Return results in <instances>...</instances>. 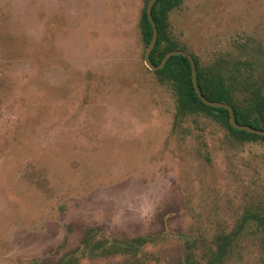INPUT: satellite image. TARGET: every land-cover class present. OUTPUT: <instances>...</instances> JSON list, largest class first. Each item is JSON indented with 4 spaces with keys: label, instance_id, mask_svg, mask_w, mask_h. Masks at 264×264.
<instances>
[{
    "label": "rangeland",
    "instance_id": "374dc122",
    "mask_svg": "<svg viewBox=\"0 0 264 264\" xmlns=\"http://www.w3.org/2000/svg\"><path fill=\"white\" fill-rule=\"evenodd\" d=\"M147 1L0 0V264H112L92 229L146 237V264H264V141L178 115ZM169 22L203 65L250 61L264 95V0H182Z\"/></svg>",
    "mask_w": 264,
    "mask_h": 264
},
{
    "label": "trees",
    "instance_id": "16d2710c",
    "mask_svg": "<svg viewBox=\"0 0 264 264\" xmlns=\"http://www.w3.org/2000/svg\"><path fill=\"white\" fill-rule=\"evenodd\" d=\"M148 2L149 0L140 18V29L146 48L153 36V27L147 15ZM181 2L182 0H156L153 5L152 15L158 28V38L151 51L150 60L155 65L160 64L164 55L170 50H187L185 46H180L173 37L169 22L170 12ZM193 57L196 62L197 81L202 93L210 100L231 104L240 123L264 129L263 81L254 75L252 63L247 60H236L230 61L224 66H219L217 63L203 65L196 55L193 54ZM154 72L161 82L169 83L175 92L178 115L206 113L226 125L241 140L264 141V135L234 128L230 123L228 109L209 106L200 99L194 87L191 63L186 56L172 55L162 68ZM253 217L259 220L264 230V214H254ZM94 230L92 229L83 239L89 252H92V257L97 254L96 258L104 257L111 260L112 264H146L144 257L141 256V258L138 254L140 246L147 241L146 237H135L123 243L102 239L93 243L90 235L94 234ZM228 244H230V240L229 242L224 240V243L217 247L214 261H220L226 256ZM115 259L119 260L115 261ZM31 264H78V259L76 252L73 251L63 260H58L55 263L34 260Z\"/></svg>",
    "mask_w": 264,
    "mask_h": 264
},
{
    "label": "water",
    "instance_id": "95a60500",
    "mask_svg": "<svg viewBox=\"0 0 264 264\" xmlns=\"http://www.w3.org/2000/svg\"><path fill=\"white\" fill-rule=\"evenodd\" d=\"M156 2V0H149L148 2V5H147V15H148V19L153 27V36H152V39H151V42L150 44L148 45V47L146 48V51H145V54H144V59H145V63L147 65L148 68H150L151 70H158L160 68H162L166 61L168 60V58L172 55H184L186 56L190 63H191V67H192V74H193V83H194V87H195V90L198 94V96L200 97V99L207 105L209 106H213V107H224L226 109H228L229 111V116H230V123L231 125L236 128V129H240V130H245V131H248L250 133H256V134H259V135H264V129L262 128H256V127H253L249 124H243V123H240L237 118H236V115H235V112H234V108L231 104L227 103V102H224V101H215V100H210L208 99L201 91L200 87H199V84H198V81H197V69H196V62H195V59L193 57V54L187 50H184V49H174V50H170L168 51L160 64L158 65H155L151 62L150 60V54H151V51L152 49L154 48L156 42H157V38H158V28H157V25H156V22L153 18V15H152V9H153V5L154 3Z\"/></svg>",
    "mask_w": 264,
    "mask_h": 264
}]
</instances>
